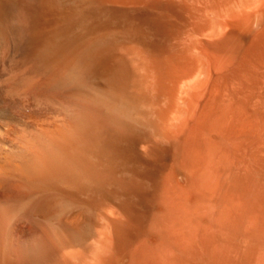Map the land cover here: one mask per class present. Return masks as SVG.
<instances>
[{
  "label": "bare ground",
  "instance_id": "obj_1",
  "mask_svg": "<svg viewBox=\"0 0 264 264\" xmlns=\"http://www.w3.org/2000/svg\"><path fill=\"white\" fill-rule=\"evenodd\" d=\"M0 264H264V0H0Z\"/></svg>",
  "mask_w": 264,
  "mask_h": 264
}]
</instances>
